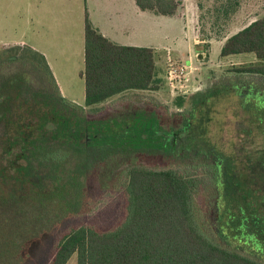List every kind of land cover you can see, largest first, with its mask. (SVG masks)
Here are the masks:
<instances>
[{"label": "rangeland", "instance_id": "obj_1", "mask_svg": "<svg viewBox=\"0 0 264 264\" xmlns=\"http://www.w3.org/2000/svg\"><path fill=\"white\" fill-rule=\"evenodd\" d=\"M129 3L128 0H0V112L6 104H2L7 96L5 89L12 80L23 78L30 89L27 97L43 89H52L47 74L36 61L29 59L28 47L45 56L62 95L84 104L85 82L80 73L85 66L87 7L102 21L109 23V19L114 18L116 24L131 27L123 31L134 38L142 37L143 42L159 40L162 47L156 53L158 88L124 92L87 113L90 118L106 119L146 108L157 111L168 126L178 118L173 115L181 109L174 103L175 98L183 95H173L167 84L165 46L171 48L173 60L179 63L191 60L196 67L192 84L210 83V79L219 84H213V91L201 94L205 109H198L197 115L202 118L200 132L203 133L196 134L198 141L192 143L199 147L196 152L219 148L228 157L230 181L228 179L226 186L221 187L224 221H233L234 230L240 231L230 233L234 245L243 243L245 238L256 244L252 247L254 253L264 258V179L257 176L260 173L257 164L264 151V133L262 127L257 126L264 121V77L250 74L244 78L235 71V67L257 61L252 53L221 56L228 37L264 15V0H181L175 18L166 20L165 24L171 28L164 26L163 32L159 31L160 25L124 21ZM236 84L246 89L242 92L247 96H240L239 91L234 90ZM254 98L257 108L253 111L249 103ZM3 122L0 119V146ZM1 152L0 147V155ZM98 154L93 147L82 149L80 167L84 168ZM204 161L203 155L197 157L193 151L180 156L147 152L109 156L85 174L86 196L81 199V210L74 212H66V206L63 208L56 203L38 204L34 198L31 201L22 196L29 186L20 189L19 183L11 179L7 185H0V264H47L55 244L70 228L82 223L102 226L109 222L102 214L114 207L115 212L120 210L118 202L124 198L123 173L129 166L184 170L190 164L201 165ZM2 163L4 160L0 156ZM198 167L196 170L190 168L202 181L195 194L196 212L203 226L210 228L216 226L218 220V191L212 176L205 171L201 173L202 167ZM208 232L212 233L211 228ZM67 264H78L77 254Z\"/></svg>", "mask_w": 264, "mask_h": 264}, {"label": "trees", "instance_id": "obj_2", "mask_svg": "<svg viewBox=\"0 0 264 264\" xmlns=\"http://www.w3.org/2000/svg\"><path fill=\"white\" fill-rule=\"evenodd\" d=\"M135 2L141 10L164 16H176L181 6V0ZM84 38L85 66L80 73L85 82L84 104L62 95L45 56L28 47L29 59L47 74L52 89L27 97L30 89L23 78L12 80L0 112L4 121L0 185L11 179L20 189L28 185L22 196L38 204L66 206V212L81 210L88 188L85 174L109 156L127 152L177 156L173 140L178 118L186 114L176 112L177 121L168 126L157 111L146 108L106 119L90 118L89 110H97L114 96L156 90L157 64L155 49L114 43L94 27L87 10ZM246 53L254 54L257 61L235 67L237 74L264 77V15L228 37L221 49L222 57ZM185 102L184 96L174 101L180 107ZM259 127L264 131V121ZM182 140L188 149L181 155L192 151L197 157L203 155L193 147L197 136L183 135ZM92 147L99 154L80 167L82 149ZM193 166L198 163L184 170L129 166L123 173L120 210L106 209L102 218L109 222L102 226L82 223L70 228L55 244L47 264H67L74 254L78 264H264V258L252 249L255 243L243 238V243L234 245L230 233L240 231L234 230L233 221L216 222L210 226L211 234L209 226L207 230L203 226L195 202L202 181L190 169ZM257 167L262 180L260 162Z\"/></svg>", "mask_w": 264, "mask_h": 264}, {"label": "flooded vegetation", "instance_id": "obj_3", "mask_svg": "<svg viewBox=\"0 0 264 264\" xmlns=\"http://www.w3.org/2000/svg\"><path fill=\"white\" fill-rule=\"evenodd\" d=\"M216 82L211 81L210 79V83H204V82H199L197 84H193L191 90L189 91V93L183 95L186 99V102L184 103V105L182 107L178 106L179 108H181L180 110H178L177 113H186L185 116H181L178 119V126H177V134L174 136V151L175 154L177 156H180L182 154V152H184V150L188 149L185 147L184 142L182 140V136L183 135H194L197 136L196 134H202L203 132H200V126L202 124V122L200 120H202L201 116L197 115V111L198 109H200L202 107V109H205L202 104L204 103V97L201 96L202 92L204 91H208L211 92L213 91V84H215ZM217 85H219L218 83H216ZM241 84H236V87H234V90H236L237 92L239 91L240 96H247L245 95V93H243L242 91L246 90L244 87H240ZM249 87V85H248ZM247 89H251L252 88H247ZM9 89L7 88L6 91H8ZM254 92V90L252 91ZM172 93V92H171ZM175 95V94H173ZM179 97V96H177ZM177 97L175 98V100L177 99ZM256 98H254V100L252 102H250V106H253V111L254 108H257V103H256ZM258 112L260 113V109L258 110ZM260 122L258 123V127H259ZM264 133V131H263ZM196 147V149H198L199 147ZM203 156L206 159V161H204L201 165H198L199 167H202V172L205 171L207 173H209V175L212 176V178L214 179V182L216 184V188L218 191L217 194V199H216V204H217V209H216V217H217V223L221 220L224 221L225 217L223 216L222 213V197H223V189L221 190V187L223 186V188L226 186V182L229 179L228 178V173H229V164H228V157L226 156V154L220 150L219 148H211V149H204L203 150ZM261 153H263L261 155V157L259 158V162L262 165V168L264 170V151H261ZM197 166V167H198ZM196 166H193V169L196 170L197 168ZM198 167V168H199ZM197 175V177L199 179H201V177H199V175L197 173H195ZM230 181V179L228 180ZM225 222V221H224ZM227 222V221H226Z\"/></svg>", "mask_w": 264, "mask_h": 264}, {"label": "crops", "instance_id": "obj_4", "mask_svg": "<svg viewBox=\"0 0 264 264\" xmlns=\"http://www.w3.org/2000/svg\"><path fill=\"white\" fill-rule=\"evenodd\" d=\"M134 1V2H133ZM128 0L129 5H127L128 10H125V20L124 21H131L134 20L136 22H139V24L148 25L149 23L155 24V25H160L161 29L159 31H164L162 27H167L171 28L168 25H166V20H172L175 18L174 16H164V15H159L151 11H144L141 10L138 5L136 4L135 0ZM126 6L124 5V9ZM123 9V8H122ZM89 14V18L94 25L100 32H102L107 38H109L111 41H113L116 44L120 45H130V46H141V47H151L155 49L156 53L158 49L162 47V44L159 40H154L151 42L145 41L143 42V38H134L132 34L127 33V31H123L124 29H129L131 27H124L121 26L120 24H116L115 19H109V23H107V20L102 21V19H98L96 12L92 10L91 8L87 7L86 9ZM85 10V11H86ZM107 18V17H106ZM118 22L119 20L116 19ZM175 20V19H174ZM185 25L187 23H184ZM175 25V24H173ZM124 27V28H123ZM158 29V28H157ZM84 30H85V19H84ZM195 42H197V39L195 38ZM84 47H85V38H84ZM164 48V47H163ZM167 50V52H166ZM165 52L167 55H172V50L171 48L165 46ZM85 55V53H84ZM85 59V56H84ZM84 100H85V95H84Z\"/></svg>", "mask_w": 264, "mask_h": 264}, {"label": "built area", "instance_id": "obj_5", "mask_svg": "<svg viewBox=\"0 0 264 264\" xmlns=\"http://www.w3.org/2000/svg\"><path fill=\"white\" fill-rule=\"evenodd\" d=\"M195 69L196 67L191 60L189 63L186 61L179 63L173 60L171 55H168L165 77L172 94L185 95L189 93L193 86L192 80Z\"/></svg>", "mask_w": 264, "mask_h": 264}]
</instances>
